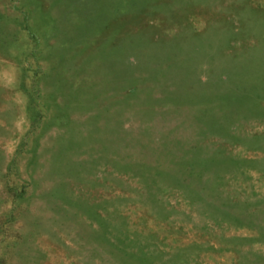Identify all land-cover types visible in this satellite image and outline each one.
<instances>
[{
  "label": "rangeland",
  "instance_id": "1",
  "mask_svg": "<svg viewBox=\"0 0 264 264\" xmlns=\"http://www.w3.org/2000/svg\"><path fill=\"white\" fill-rule=\"evenodd\" d=\"M0 264H264V0H0Z\"/></svg>",
  "mask_w": 264,
  "mask_h": 264
}]
</instances>
